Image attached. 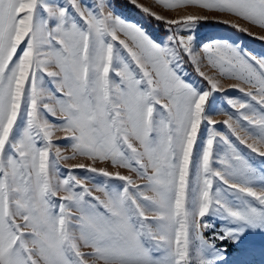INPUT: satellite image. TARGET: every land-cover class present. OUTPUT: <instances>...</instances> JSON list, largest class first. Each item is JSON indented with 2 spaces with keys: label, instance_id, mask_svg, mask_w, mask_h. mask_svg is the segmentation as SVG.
I'll return each mask as SVG.
<instances>
[{
  "label": "snow or ice",
  "instance_id": "obj_1",
  "mask_svg": "<svg viewBox=\"0 0 264 264\" xmlns=\"http://www.w3.org/2000/svg\"><path fill=\"white\" fill-rule=\"evenodd\" d=\"M129 2L167 35L111 0H0V264H218L215 241L264 228V168L230 139L264 161V56L198 40L216 13L264 42V0H154L176 18ZM212 215L241 227L206 238Z\"/></svg>",
  "mask_w": 264,
  "mask_h": 264
},
{
  "label": "rangeland",
  "instance_id": "obj_2",
  "mask_svg": "<svg viewBox=\"0 0 264 264\" xmlns=\"http://www.w3.org/2000/svg\"><path fill=\"white\" fill-rule=\"evenodd\" d=\"M59 2L63 3L64 0H59ZM84 4L95 6L98 3V0H82ZM112 5L114 6V10L117 14L121 15L122 18L126 19L129 22L137 23L139 26L143 27L145 31H147L153 38L159 40L167 35L165 31H163L160 27L155 26L150 22L149 19L146 18L145 14L141 11H132V10H125L120 9L111 0ZM138 3L149 7L152 11H156L157 13L164 15L167 18H176L178 15L183 14V12H174V11H167L162 9L160 6L156 5L154 0H138ZM187 12H195L198 11L197 9H187ZM210 17L209 20L213 16H217L216 13H203ZM232 19V18H228ZM243 23V22H241ZM247 26V25H245ZM254 33L264 35L259 29L252 28L251 29ZM198 40L207 42L210 39H219V38H227L230 40L235 41L239 46L246 48L247 50L251 51L253 54L257 56H264V42L255 39L252 36L245 35L244 33H238L235 29L228 28L222 24L216 23H207L204 22L198 29ZM201 55H203L201 53ZM204 71H208L210 74H214L213 70L204 66L202 68ZM185 72L188 78L199 84L200 86H207L206 82L202 80V78L198 77L195 73L194 68L191 69L188 64L185 62ZM221 83L225 89H227L223 93H218L219 97V104L221 107L222 112H233L231 108L228 107L226 104L227 98H240L245 99L242 93L238 92L237 90L231 88L230 86L233 84H237L238 81L223 78ZM213 119L217 121H223L227 119V115L219 114L213 116ZM217 130L221 131L222 133L227 134L228 130L224 127L222 123H217L216 125ZM203 132V126H202ZM243 134V133H241ZM233 140V143H237L239 150L246 156L250 157L249 162L256 167L257 169L264 168V161H262L259 157L252 155L243 145L238 144L235 141L234 137H230ZM59 143L63 144L64 141H59ZM199 148V144L197 145ZM79 161H68V164L77 163ZM216 165H214L215 167ZM97 167H106V165L98 164ZM109 171H115L109 167ZM124 174H128L125 170ZM77 175L83 177L84 175L94 176V180L87 181L89 187H92L93 183H102L105 178L100 176H95V174L91 173H83L82 171L78 170ZM110 184H119L121 182L118 181H110ZM222 185L219 181L214 182L215 187H221ZM259 188V184L256 185ZM99 194V193H96ZM213 225H215L214 229H211L209 232H205V237L207 238L208 235L211 234L212 231L219 232L223 227H232V228H240L241 226L236 224H229L228 221L220 219L217 215H212L207 218ZM216 248L218 254L222 257L218 261V264H264V228L260 227H248V228H241V231L237 233L235 238L225 239L223 241L217 240L215 241Z\"/></svg>",
  "mask_w": 264,
  "mask_h": 264
},
{
  "label": "trees",
  "instance_id": "obj_3",
  "mask_svg": "<svg viewBox=\"0 0 264 264\" xmlns=\"http://www.w3.org/2000/svg\"><path fill=\"white\" fill-rule=\"evenodd\" d=\"M113 3L115 4V6H117L120 9H125V10H132V11H138L141 12L139 8H137L136 6L132 5L129 0H112ZM146 18L150 20V22L152 24H154L155 26L160 27L163 31H165V27L164 24L162 22H158L156 20H154L153 18L147 16L145 14ZM207 23H213L212 20H209ZM185 62L188 64V66L193 69V66L191 65V63L188 62V58L185 57Z\"/></svg>",
  "mask_w": 264,
  "mask_h": 264
}]
</instances>
